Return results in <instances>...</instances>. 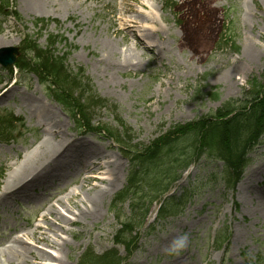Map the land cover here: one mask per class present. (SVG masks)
Returning a JSON list of instances; mask_svg holds the SVG:
<instances>
[{
    "label": "rangeland",
    "instance_id": "obj_1",
    "mask_svg": "<svg viewBox=\"0 0 264 264\" xmlns=\"http://www.w3.org/2000/svg\"><path fill=\"white\" fill-rule=\"evenodd\" d=\"M9 5L0 7V48L19 47L27 35L42 46L48 36H58L56 52L66 53V67L71 73L82 70L93 93L107 100L105 109L95 110L92 124L118 133L128 129L131 140L126 150L108 136L82 134L35 75L14 70V83L0 66V94L6 91L0 114L11 111L24 123L13 128L10 141L0 138L5 170L0 192L9 171L43 137L61 133L75 139L45 161L37 177L56 164L58 155L65 157L63 167L0 202L1 264H59L56 257L61 264H80L88 249L103 255L113 248L121 264H264V142L251 152L252 162L234 190L224 186L222 162L204 155L189 156L183 171L179 167L186 157H178L172 169L180 175L159 196L147 190L144 178L128 185L135 168L130 150L174 124L212 114L227 101L240 108L245 95L264 81V0H9ZM3 10H14L20 20L4 17ZM149 11L155 15L158 33L152 38L158 47L138 16ZM131 21L134 27H128ZM229 36L235 48L223 44ZM184 37L196 41L182 45ZM92 166L98 169L87 173ZM98 172L111 180L91 178ZM140 175H146L144 169ZM161 177L163 186L168 179ZM119 193L125 195L122 201ZM168 197L178 199L180 211L157 219ZM92 201L94 216L80 215L93 209ZM124 223L132 229L124 235L127 246L114 245ZM36 227L42 228L35 236L44 231L48 244L31 239ZM223 234L228 241L215 245ZM16 236L21 242H12ZM184 236L185 244L173 247ZM10 244L53 256L12 253L6 260L2 250Z\"/></svg>",
    "mask_w": 264,
    "mask_h": 264
},
{
    "label": "trees",
    "instance_id": "obj_2",
    "mask_svg": "<svg viewBox=\"0 0 264 264\" xmlns=\"http://www.w3.org/2000/svg\"><path fill=\"white\" fill-rule=\"evenodd\" d=\"M1 3H7V0H2ZM57 40L58 36L50 35L45 46L41 47L35 40L25 37L18 58V68L36 73L42 79L50 96L71 115L80 129L105 133L120 143L123 149L129 150L130 147L126 146L131 140L128 129L118 133L106 125L92 124L95 110L105 109L108 105L107 100L93 93L82 70L78 69L77 72L71 73L65 64V53L59 55L56 52ZM229 42L235 47L231 36L227 38L226 44ZM209 95L217 99L216 93ZM243 102L239 108V104L231 106L230 101H227L212 114L185 124H174L148 144L130 150L135 168H132L128 185H133L144 178L147 190L154 196H159L179 176L178 172L175 173L176 169H172L178 162V157H186L181 168L179 167L182 170L186 167L189 156L199 158L208 155L224 162L223 179L228 187L234 188L251 161L249 153L264 138V81L254 92L245 95ZM5 121L16 123L19 120L9 114ZM0 122H4V119L0 118ZM120 124L123 126L121 122ZM1 125L0 138L8 133L5 129L9 127V124L2 127ZM141 169H144L146 175H140ZM161 176L165 180L168 179L163 186L160 185ZM124 196L119 193L118 200L122 201ZM176 202L178 199L176 201L175 197L167 198L158 210V217L163 219L169 214L176 213L178 209L175 212L173 210L174 206L178 205ZM127 225L122 224L117 232L116 244L126 245V241L129 240L124 236L130 235L132 231L126 230ZM121 261L122 258L117 255L116 250L96 255L88 249L84 252L80 264H121Z\"/></svg>",
    "mask_w": 264,
    "mask_h": 264
},
{
    "label": "bare ground",
    "instance_id": "obj_3",
    "mask_svg": "<svg viewBox=\"0 0 264 264\" xmlns=\"http://www.w3.org/2000/svg\"><path fill=\"white\" fill-rule=\"evenodd\" d=\"M137 4L139 6H141L142 8H145V4L143 2L138 1ZM37 7V6H36ZM138 16H140L142 18V22L145 24H148V27L143 28L145 34L147 35V37L151 38V42L155 44L156 47H158L159 43H157V41H154V38H152L154 35H156L158 33V30L156 29V22H155V15L152 13V11L147 12L146 14L143 15L142 14H138ZM135 21H131L128 24V27H134L135 26ZM188 33H192V32H188ZM182 45L186 44L187 42H193L196 40H191V39H187V38H183L182 39ZM251 51L248 50V53H250ZM4 93H2L0 96H2ZM52 140V141H51ZM74 138H72L71 136L65 135L63 137V135L61 133H53V136L50 138H45L43 137V139L41 140V143L39 146L34 147L32 151L29 152V154H25L22 156V159L20 161V164L18 167H15L14 170H10L8 175L6 177H8L9 175V179L7 180V182L4 185V188L2 190V192L0 193V202H4L5 199L7 197H12V195H16L15 193H25L24 191H19V190H25L26 188L30 187L31 185L35 184V182L40 178L43 177L45 174L48 173L49 170H52V168H56L57 170L62 166H64V159L65 157H62L63 155H58L54 160L56 161V164L53 163L51 168L46 170L45 172H42L41 175L39 177H37V170H39L42 166L45 165V161H47L49 158L51 159L52 157H54L56 154H58L59 152L62 153L63 151H65V149L67 148V146H69L72 142H74ZM31 153V154H30ZM33 154H35L33 156ZM33 156V157H32ZM58 163V164H57ZM97 165H100L99 162H95ZM55 164V166H54ZM54 166V167H53ZM98 167H94L92 166L89 170H87L86 172H90V173H94L95 170H97ZM36 173V174H35ZM111 175H112V171H110ZM35 174V175H34ZM101 176H100V175ZM104 174V176H102ZM34 175V176H33ZM74 175H78V172H75ZM108 176H110L109 174H107ZM108 176H106L105 173H100L98 172L97 175H91V178L94 179H99V180H111ZM56 177V175L54 176ZM88 177H84L82 178L83 183L85 182V180ZM20 184H22L20 187L16 188L17 186H19ZM16 188V189H15ZM105 189V188H104ZM72 196H75V193H71ZM92 206L93 209H90L91 211H84L81 210L80 211V215H87V216H94V211H95V203L92 201ZM52 205L49 206V213L50 210L52 209ZM44 220H46L45 215L42 216ZM61 218V217H60ZM42 228V227H41ZM40 227H36L33 235L31 237V239L34 241V243H46L48 244L49 240L47 235H45L44 231L40 232L39 231V236H35V231L40 230ZM12 238V236H11ZM12 241V240H11ZM25 241V240H24ZM12 242H21V238H18L17 236L13 238ZM1 246V245H0ZM4 252L6 256V260H9L10 256L12 255V253L14 254V257H19V256H24V255H28L31 258H41V259H46L49 258L50 256H53L52 254L42 250V249H37V251L32 250L30 247H20L16 244V246L10 244L9 246H7L4 250H2ZM35 253V254H34ZM35 256V257H34ZM8 257V258H7ZM56 259H58L59 264H61L60 259L58 257L54 258V260L56 261ZM64 263V262H63ZM0 264H1V248H0Z\"/></svg>",
    "mask_w": 264,
    "mask_h": 264
},
{
    "label": "water",
    "instance_id": "obj_4",
    "mask_svg": "<svg viewBox=\"0 0 264 264\" xmlns=\"http://www.w3.org/2000/svg\"><path fill=\"white\" fill-rule=\"evenodd\" d=\"M1 51H8V55H6L5 57L2 56ZM1 51H0V63L6 65L14 61L13 53L17 52L16 48H9V49H4V50L2 49Z\"/></svg>",
    "mask_w": 264,
    "mask_h": 264
},
{
    "label": "clouds",
    "instance_id": "obj_5",
    "mask_svg": "<svg viewBox=\"0 0 264 264\" xmlns=\"http://www.w3.org/2000/svg\"><path fill=\"white\" fill-rule=\"evenodd\" d=\"M186 236L184 237H178L174 242H173V247H182L185 242H186Z\"/></svg>",
    "mask_w": 264,
    "mask_h": 264
}]
</instances>
